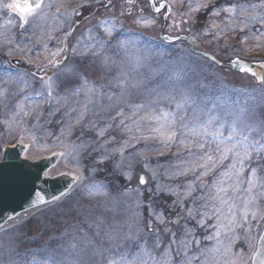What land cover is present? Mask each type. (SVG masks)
Segmentation results:
<instances>
[{
  "label": "rangeland",
  "instance_id": "374dc122",
  "mask_svg": "<svg viewBox=\"0 0 264 264\" xmlns=\"http://www.w3.org/2000/svg\"><path fill=\"white\" fill-rule=\"evenodd\" d=\"M161 1L170 5L167 22V9L157 13L149 0H133L131 4L127 0H111L110 4L108 0H44L45 5H51L46 9V20L21 29L18 14L2 7L12 0H0V32L7 33V38L0 35V158L4 146L21 142L26 145L25 155L31 159L64 153L52 174L65 171L77 177L62 198L26 211L19 220L11 223L13 219L0 230V264H44L52 255L58 264H96L99 254L81 248L78 242L82 237L92 240L93 248L103 249L107 256L114 245L106 240L105 232L115 229L123 234L130 227L133 231L143 230L153 211L163 213L166 221L177 219L179 209L173 203L177 197L167 193H183L190 182H210L220 171L201 180L192 173L176 175L192 160L180 144V140L187 142L189 137L181 130L176 141L165 146L149 131L155 122L140 120L149 109H135L137 104H153L158 86L177 73L191 76L195 72L208 85L209 94L221 101L228 98L221 91L236 90L242 94L241 101H247L256 116L264 118V86L256 76L218 65L192 52L183 40L167 42L160 35L165 25L164 33L186 34L198 49L221 60L231 62L241 57L264 62V0H156L157 6ZM197 4L209 7L197 9ZM232 5L237 6L234 12L225 10ZM73 10L74 14H66ZM9 19L16 23L8 25ZM103 20L111 23L101 26ZM105 27L111 29V36ZM72 29L66 37L65 31ZM90 36L110 41L103 56L87 52V46L95 42ZM61 42L66 44L65 51L55 58L61 63L49 64ZM72 48L78 53L69 51ZM65 56L67 59H62ZM66 65L78 70L79 78L65 75ZM155 106L165 111L174 109L166 98ZM118 111L124 113L123 126L119 124ZM81 113L84 119L76 124ZM134 120L138 123L134 124ZM109 124L111 128L107 127ZM101 130L104 137L99 136ZM111 136L115 140L99 151L85 150V145L99 148L98 142ZM146 136L153 138L144 139ZM133 137H139V142ZM126 144L124 155L120 156L118 149ZM61 145L64 150L59 149ZM104 156L107 159L100 162ZM252 167H258V175L264 176V160L254 162ZM140 174L148 181L144 185L139 184ZM248 175L246 168L245 178ZM93 184L105 185L108 196H89ZM125 188L130 195H121ZM198 194L199 189L193 195ZM185 205L192 206L187 200ZM255 206L260 209L256 220L249 214V223L244 227L234 231L220 229L221 235L215 239L208 238L215 237L218 230L211 210L204 218L203 228L188 221L187 227L200 242L193 245L190 253L200 256L193 264H225L233 253H242L243 260L252 264V254L264 228V219L260 218L264 215V197H258ZM237 218L240 219L239 214ZM179 227L170 222L160 225L165 242L168 237L163 230L178 231ZM73 243H77L76 249L70 247ZM125 247L139 250L135 245ZM214 248L220 251H211ZM124 250L120 248L119 252Z\"/></svg>",
  "mask_w": 264,
  "mask_h": 264
},
{
  "label": "snow or ice",
  "instance_id": "6c2138e0",
  "mask_svg": "<svg viewBox=\"0 0 264 264\" xmlns=\"http://www.w3.org/2000/svg\"><path fill=\"white\" fill-rule=\"evenodd\" d=\"M109 4L111 0H108ZM133 0H127L131 4ZM151 6L159 13L161 9H168L170 5L160 2L157 6L156 0H150ZM2 7L17 13L19 17L18 27L23 29L30 23L36 21H44L47 18V8L51 5H45L44 0H12V2L2 5ZM197 9L208 8V4H197ZM236 5H232L225 9L228 12H234ZM242 7V6H241ZM252 7H255L253 5ZM246 10V9H244ZM59 11V9H58ZM75 10L72 13L74 14ZM218 15L219 13H215ZM32 18V19H30ZM16 22L9 19L8 25H14ZM111 23L108 20L101 21V26H106ZM74 29L65 31V36H70ZM105 31L111 36V29L105 27ZM7 38V33L0 32ZM95 42L87 46V52L93 56H103L106 44L110 41L101 39L100 36L91 37ZM61 47H58L51 55L53 59L48 61L49 64L58 66L61 61L55 58L65 51L66 44L61 42ZM74 54L78 53V49L72 48ZM85 54V53H79ZM62 59L66 60L67 57ZM67 71L65 75H70L79 78V72L76 69L65 66ZM264 68V65H261ZM242 71L250 72L256 76V72L250 66H245ZM257 79L264 84V75H260ZM84 86H88L87 80L84 81ZM159 89H164L161 93ZM208 85L204 83L195 72L191 76L183 73H177L174 78L162 85L158 86L156 91V100L153 104H137L135 109L148 108L149 111L140 117V120L152 122L156 126L149 128V131L155 134L165 146L176 141L178 133L184 130V133L189 137L186 142L180 140V144L188 150V154L192 156V160L188 162L182 171L177 172L178 176H187L192 173L196 180H201L207 177L210 173L219 172L213 176L212 181H204L199 184L190 182L186 190L169 192L167 194L177 197L173 203L179 209L177 219L166 221L162 219L163 213L153 211L150 218L146 222V227L141 230L137 228L135 231L129 228L128 232L121 234L119 231L112 229L105 232V238L109 243H113L114 247L108 250V255L105 256V251L100 248H93V241L86 236L79 241L81 248L92 250L98 253L100 259L96 264H193V261H199L200 256L192 253L193 245H199V240H196L194 232L187 227L188 221H195L196 225L203 228L206 224L205 217L208 210L216 217L218 223L216 225L217 232L215 237H208L215 239L221 235L220 229L227 231H234L235 228L244 227L249 223V214L253 220L257 219L260 213L259 207H256L258 197H264V176L258 175V167H252L255 162L259 164L260 160H264V118L256 116L254 107L249 106L247 101H241L240 96L236 90H223L221 95L227 94V100H219L214 98L207 91ZM219 90V89H218ZM89 91H96L95 88H89ZM77 93H73L76 95ZM51 96V92H48ZM168 99L174 104L173 110H161L157 105L161 99ZM254 100V97H251ZM59 103V100L57 101ZM85 111L87 104L84 105ZM23 111V108H21ZM75 111V109H73ZM28 113H26L27 115ZM137 113L133 111V116ZM16 115H19L18 113ZM117 116L121 117L119 124L124 125L123 111H118ZM15 119V116H13ZM84 119V114L81 113L76 120V124H80ZM134 124L138 123L133 121ZM107 127L111 128L109 124ZM131 131V129H129ZM227 133V134H226ZM100 137L105 136V132H99ZM144 139H151L152 136L143 137ZM139 142V137H133ZM115 140V136H111L108 140L99 143V148L92 145H85V150L91 148L93 151H99L105 147L107 143ZM124 148L118 149L119 155H124ZM57 155L63 156L64 153ZM103 159H107L104 156ZM227 162V163H226ZM8 165L7 156L0 159V169ZM19 167V166H18ZM246 168L249 170V175L245 178L244 173ZM198 173V174H197ZM77 177H73L76 179ZM139 184L144 185L148 181L143 175L138 176ZM199 189L198 195H193ZM254 190H257L254 192ZM89 196L106 197L108 192L106 186L103 184H93L89 188ZM131 192L125 188L121 195L128 196ZM138 195H142L137 193ZM37 200L35 203H47L42 193H36ZM58 199L57 197L53 198ZM190 203L191 207H186L185 201ZM199 201V204H198ZM239 201V203H238ZM226 209V212H225ZM238 214L240 219H238ZM135 215V214H134ZM200 217V219H197ZM264 219V215H261ZM184 220V224H180ZM227 221L225 224L223 221ZM173 225H180L178 231H172L169 228L163 230L164 235L168 237L165 242L164 236L161 234L160 225L166 223ZM144 224V221H140ZM219 243V241H218ZM135 245L138 251H132L130 247L125 245ZM163 245V250L161 247ZM72 249L77 248V243L70 245ZM251 247V244H249ZM120 248H124L123 252H119ZM211 251L219 252V248H214ZM228 251H231L229 246ZM159 252V255L157 253ZM227 254V252L225 253ZM119 255V259L116 256ZM204 255V252H200ZM233 258L225 261V264H247L243 260V254H232ZM131 256V258H130ZM256 257L255 264H264V235L260 237L259 247L253 253ZM24 264H29L24 261ZM44 264H58L55 255L49 257ZM204 264H207L205 261ZM219 264V262H217Z\"/></svg>",
  "mask_w": 264,
  "mask_h": 264
},
{
  "label": "water",
  "instance_id": "95a60500",
  "mask_svg": "<svg viewBox=\"0 0 264 264\" xmlns=\"http://www.w3.org/2000/svg\"><path fill=\"white\" fill-rule=\"evenodd\" d=\"M162 2L166 3L165 1ZM169 10L170 8L167 9L164 15L165 22H167ZM153 11H155V8H153ZM164 29L165 25L161 30V36L168 42L184 39L189 42L192 51L211 59L219 65L229 66L237 71H242L241 69L245 66H250L256 72L257 77L264 75V68L261 67V65H264V62L244 60L240 57L234 58L232 62H224L212 53L196 49L186 35L169 36L163 33ZM25 151L26 146L22 143L7 145L1 158L3 159L7 156L8 165L0 169V229L5 227L19 214L60 199L77 181V179H73L74 175L68 172L56 175L50 174V170L60 158V155H57L58 153L40 159H31L25 156ZM140 175L144 176V174ZM38 192L43 194L47 203L37 202L34 205V202L37 200L35 194ZM54 197L58 199L54 200ZM262 235H264V229ZM259 242L260 238L255 251L259 247ZM256 259L252 255V264H255Z\"/></svg>",
  "mask_w": 264,
  "mask_h": 264
},
{
  "label": "bare ground",
  "instance_id": "6f19581e",
  "mask_svg": "<svg viewBox=\"0 0 264 264\" xmlns=\"http://www.w3.org/2000/svg\"><path fill=\"white\" fill-rule=\"evenodd\" d=\"M64 148H65V147L62 146V145L59 146V149H60V150H64ZM54 169H56V168L54 167V168L51 169V173H53V172L55 171ZM24 214H25V212H24L23 214L19 215V216H18L16 219H14L11 223H13L14 221L19 220V219L21 218V216L24 215Z\"/></svg>",
  "mask_w": 264,
  "mask_h": 264
}]
</instances>
